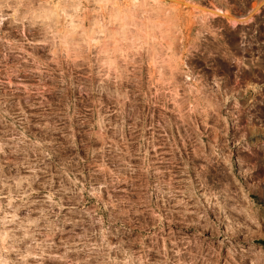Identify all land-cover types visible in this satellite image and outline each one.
<instances>
[{
  "label": "rangeland",
  "instance_id": "374dc122",
  "mask_svg": "<svg viewBox=\"0 0 264 264\" xmlns=\"http://www.w3.org/2000/svg\"><path fill=\"white\" fill-rule=\"evenodd\" d=\"M0 264H264V0H0Z\"/></svg>",
  "mask_w": 264,
  "mask_h": 264
}]
</instances>
